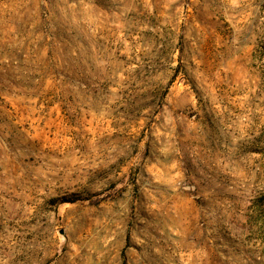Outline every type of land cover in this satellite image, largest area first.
<instances>
[{
    "label": "rangeland",
    "instance_id": "374dc122",
    "mask_svg": "<svg viewBox=\"0 0 264 264\" xmlns=\"http://www.w3.org/2000/svg\"><path fill=\"white\" fill-rule=\"evenodd\" d=\"M0 264H264V0H0Z\"/></svg>",
    "mask_w": 264,
    "mask_h": 264
}]
</instances>
